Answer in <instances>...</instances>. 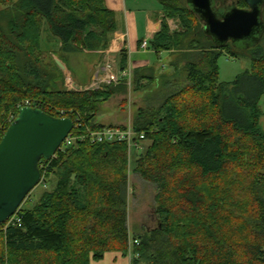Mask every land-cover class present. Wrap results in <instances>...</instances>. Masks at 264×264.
Masks as SVG:
<instances>
[{
    "label": "trees",
    "instance_id": "trees-1",
    "mask_svg": "<svg viewBox=\"0 0 264 264\" xmlns=\"http://www.w3.org/2000/svg\"><path fill=\"white\" fill-rule=\"evenodd\" d=\"M160 2L162 25L149 47L169 53L173 76L156 75L155 66L133 70L137 88L162 79L167 88L133 124L150 142L135 155L133 171L157 189V225L129 228L128 144L82 142L42 159L49 163L45 180L56 181L33 207L21 206L14 222L0 224V264H91L112 251L138 254L131 264H264V30L250 48L219 45L188 0ZM0 3L7 7L0 10V141L9 114L25 99L55 117L62 110L80 116L77 133L127 126L97 118L102 103L127 92L126 78L98 89H62L64 70L44 48L46 32L61 43L60 60L106 50L118 28L106 0ZM169 20L178 22L176 30ZM224 54L249 57L251 70L220 81ZM119 68H129L125 48ZM131 240L139 243L131 247Z\"/></svg>",
    "mask_w": 264,
    "mask_h": 264
},
{
    "label": "rangeland",
    "instance_id": "rangeland-1",
    "mask_svg": "<svg viewBox=\"0 0 264 264\" xmlns=\"http://www.w3.org/2000/svg\"><path fill=\"white\" fill-rule=\"evenodd\" d=\"M189 3V2H188ZM213 6L218 5L222 9L216 8V13L218 16H221L227 9L231 7V4L228 0H212ZM190 4V3H189ZM191 5V4H190ZM192 6V5H191ZM6 5L0 3V10L6 12ZM1 23L6 27L8 24V16L3 15L1 17ZM169 24L173 30L178 28V22L176 20H169ZM49 33L44 34V48L52 52L53 58H59L57 52L59 41L48 39ZM260 35L258 30L256 33L248 38L242 40H231L229 43L236 48L247 49L252 47L256 43V37ZM95 55L85 52H77L70 55H65L62 60L67 67V70L64 71V76L59 80V86L62 89L76 90L73 88V82L80 87V90L86 89H98L105 85L115 84L118 82H103L101 81L102 76L105 74L100 67L97 71V66L94 63ZM110 57H107L103 60L100 65L104 66L107 60ZM144 58L149 63H155V67H159L155 71L156 75H170L173 76V69L169 66L170 55L168 52H163L161 57L158 59L157 55L153 52H149L144 55ZM135 60V57L133 58ZM50 60V57L47 58V61ZM117 61V60H116ZM97 62V60L95 61ZM133 64L134 61H133ZM219 79L222 82H233L239 76L245 74L247 71L251 70L252 64L249 57L234 58L229 54H224L219 58ZM118 66V61H117ZM119 67V66H118ZM69 70V71H68ZM98 72V73H97ZM98 74V75H97ZM103 74V75H102ZM97 75V77L95 76ZM95 76V77H94ZM96 78V79H95ZM74 79V81H73ZM77 82V83H76ZM163 79L158 82H150L144 80L142 88H137L135 81L133 80V71H132V80L127 81L128 90L125 94L117 95L111 98L109 101L104 102L100 105L98 121L105 124H134V117L137 111L142 107H147L154 100L159 99L156 96L158 94L165 93L167 88H164ZM29 103L34 108L40 105V102L32 99H25L19 102L16 105V110L12 111L9 114L8 121L12 123V120L17 117L19 114L17 111L21 107H24V104ZM260 108L263 112L261 117V125L264 126V95L260 99ZM37 105V106H36ZM134 126V125H133ZM4 136V135H3ZM2 136V138H3ZM1 138V140H2ZM150 145L149 141H142L143 150ZM139 150H133L132 156H129V165H130V185H129V228L131 232H140L146 229H152L157 225V219L155 216V195L157 189L154 185L146 182L139 174L135 173V155ZM44 173L42 182L30 193L25 202L22 204V207L31 208L39 200L40 196L45 190L51 189L54 186L56 181L54 176L49 177V181L45 179L48 164L42 163ZM41 167V168H42ZM133 256H124L122 252L112 251L105 254L104 259L101 260H92L91 264H131Z\"/></svg>",
    "mask_w": 264,
    "mask_h": 264
},
{
    "label": "water",
    "instance_id": "water-1",
    "mask_svg": "<svg viewBox=\"0 0 264 264\" xmlns=\"http://www.w3.org/2000/svg\"><path fill=\"white\" fill-rule=\"evenodd\" d=\"M244 1L247 8L238 7V0H228L231 7L218 16L215 9L222 7L215 8L212 0H188L207 33L219 45L251 37L257 30L261 34L264 30V0ZM55 60L62 70H67L59 58ZM73 128L74 120L70 117H55L40 108H21L0 141V224L16 215L42 182V159L54 157Z\"/></svg>",
    "mask_w": 264,
    "mask_h": 264
},
{
    "label": "crops",
    "instance_id": "crops-1",
    "mask_svg": "<svg viewBox=\"0 0 264 264\" xmlns=\"http://www.w3.org/2000/svg\"><path fill=\"white\" fill-rule=\"evenodd\" d=\"M106 5L116 13L118 26L113 34L110 46L106 50L84 51L96 56L97 62L95 60L94 63L97 66V71H99L100 67L103 72L105 71V65L102 66L100 63L110 56L114 57L119 64V54L122 51L119 47L120 37L124 41V48L129 53V68L132 71L136 68L156 66L154 62H147L144 55L153 52L159 59L163 52L158 55L150 47L145 49L142 46V42L145 39L150 42L161 29L164 13L160 0H106ZM60 47L61 43L59 42L58 48ZM134 57L135 60L133 59ZM133 61L135 64H133ZM97 75L95 76L97 77Z\"/></svg>",
    "mask_w": 264,
    "mask_h": 264
},
{
    "label": "built area",
    "instance_id": "built-area-1",
    "mask_svg": "<svg viewBox=\"0 0 264 264\" xmlns=\"http://www.w3.org/2000/svg\"><path fill=\"white\" fill-rule=\"evenodd\" d=\"M120 49H124V41L120 37ZM143 48H148L149 47V41L144 40L142 42ZM119 66V64H118ZM117 66V61L114 57L110 56V58L107 60L104 69H105V74L102 76L101 81L103 82H118L122 78H126L127 81L132 80V69L128 68L127 70L122 71L119 67ZM73 88H75L74 82H73ZM32 104L26 103L24 104V107H32ZM23 108V107H21ZM20 108V110H21ZM62 113V118L63 117H70L66 115V112L64 110L61 111ZM19 115V114H18ZM18 117V116H17ZM16 117V118H17ZM14 118V120H16ZM71 118V117H70ZM74 120V119H73ZM83 125V119L78 116L76 120H74V128L72 131L69 133L65 141L63 142L62 146L60 149H66L68 147H71L75 144L82 143V142H90L92 144L95 143H116V142H125L128 144V153L129 156H132V151L133 150H141L143 149L142 146V141L144 140V134H139L135 129L132 124H128L126 127H113V126H107L99 130H92L90 127L86 126V131L84 133H77L74 132V130L77 127H81ZM59 149V150H60ZM55 156V155H54ZM43 164H41V167ZM15 217V216H14ZM11 218L8 223L14 222L15 218ZM17 222H20V219L17 220ZM131 247L134 244H138V240H131ZM131 256H138V254H130Z\"/></svg>",
    "mask_w": 264,
    "mask_h": 264
}]
</instances>
